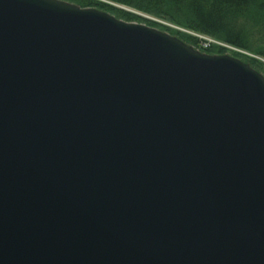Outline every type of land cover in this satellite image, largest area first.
<instances>
[{"label":"water","instance_id":"1","mask_svg":"<svg viewBox=\"0 0 264 264\" xmlns=\"http://www.w3.org/2000/svg\"><path fill=\"white\" fill-rule=\"evenodd\" d=\"M0 264H264L262 76L0 0Z\"/></svg>","mask_w":264,"mask_h":264},{"label":"trees","instance_id":"2","mask_svg":"<svg viewBox=\"0 0 264 264\" xmlns=\"http://www.w3.org/2000/svg\"><path fill=\"white\" fill-rule=\"evenodd\" d=\"M171 22L264 59V0H105ZM90 7L91 0H72ZM126 19H132L122 13ZM200 44L196 37H187Z\"/></svg>","mask_w":264,"mask_h":264},{"label":"rangeland","instance_id":"3","mask_svg":"<svg viewBox=\"0 0 264 264\" xmlns=\"http://www.w3.org/2000/svg\"><path fill=\"white\" fill-rule=\"evenodd\" d=\"M56 1L68 3L82 9L95 10L112 17L117 21L143 25L150 29H154L162 34L179 40L184 45H187L188 47L202 55L226 56L233 58L243 64L248 65L253 71L262 76V78L264 79V59L262 57L245 50L226 45L219 40L196 35L166 20L159 19L155 16L142 14L133 9L110 3L105 0H91L94 4L90 7H81L72 2V0ZM261 7L264 9V5H262ZM122 13H127L132 17V19H126L122 16ZM187 37H196L200 41V44H192L187 39ZM263 47L264 46H260V48Z\"/></svg>","mask_w":264,"mask_h":264}]
</instances>
